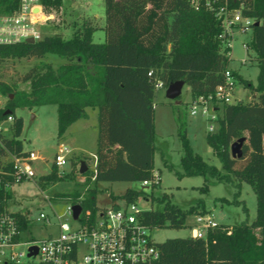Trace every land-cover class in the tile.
Returning <instances> with one entry per match:
<instances>
[{
	"label": "trees",
	"instance_id": "obj_1",
	"mask_svg": "<svg viewBox=\"0 0 264 264\" xmlns=\"http://www.w3.org/2000/svg\"><path fill=\"white\" fill-rule=\"evenodd\" d=\"M103 2V43L93 42L95 28L82 23L68 38L54 33L33 43L0 45V62L10 58L41 60L47 54L63 60L57 66L41 61L31 67L21 77L22 82H29L28 92L19 91L14 82L0 80V94L6 96L5 105L0 109V121L13 117L10 135L0 132V212L6 210V203L12 197L10 186L6 185V181L12 182L8 174L11 164L2 162V158L27 154L18 138L22 118L14 115L16 108L54 104L58 138L70 124L87 117L86 108L96 109L94 172L83 161L87 166L81 174L85 180L76 184L84 188L59 194L73 200L81 197V208L94 213L98 182H141L152 176L154 79H159L164 87L182 80L189 87L192 99L212 94L224 80L228 48L219 37L223 31L221 20L204 0H197L196 5H192L191 0ZM18 3L19 0H0V13L13 12ZM60 3L61 0L41 1L44 9ZM222 4L223 1L218 0L215 5ZM225 5L253 20L246 46L255 52L257 83L253 86L236 72L231 73L252 89L255 96L248 102L223 104L217 129L205 135L221 169L192 150L186 138L185 120L177 115L181 155L180 170H175V175L179 179L204 177L199 187L201 193L208 191L207 177L227 183L235 190L231 202L237 204L243 202L237 200V196L245 183L255 194L256 214L251 222L217 224L204 238L189 235L156 244L162 264H264V0H226ZM255 22L258 24L254 25ZM242 136L245 141L241 156L232 158L230 144ZM163 164L173 169L165 159ZM56 171L52 165L48 173L39 175L38 182L44 184L59 179ZM119 197L126 203L149 198L162 205L160 210L138 213L139 219L150 229H181L189 226L188 216L208 212L201 199L183 209L174 205L167 193L153 196L143 186L127 188ZM220 200L230 202L226 198ZM243 210H246L244 206Z\"/></svg>",
	"mask_w": 264,
	"mask_h": 264
},
{
	"label": "rangeland",
	"instance_id": "obj_2",
	"mask_svg": "<svg viewBox=\"0 0 264 264\" xmlns=\"http://www.w3.org/2000/svg\"><path fill=\"white\" fill-rule=\"evenodd\" d=\"M42 6V5H41ZM44 20L40 22L39 29L44 35L60 33L63 38H68L73 29L82 23H89L95 29L92 33V40L96 43L105 41L104 25V2L103 0H61L57 7L42 8ZM251 29L245 31L234 29L232 33L231 56L227 63V69L236 72L242 79L247 80L253 86L257 83L258 69L255 61V52L246 46L249 40ZM49 62L57 66L63 60L54 54H47L43 59L35 58H10L0 62V80L7 83H16L17 89L22 92L29 91V82H22L21 77L31 68L40 62ZM166 87L157 88L153 98V123H154V145L153 155L154 171L159 175V182L155 187L146 186L147 193L159 196L163 192L167 193L170 201L180 207L187 208L194 204L197 199L203 201L205 210L212 213L213 220L218 224L233 225L242 221L251 222L256 214V198L249 185L243 183L237 200L242 203L231 202L234 198V188L227 183H220L213 178H206L208 186L207 193H201L199 187L204 183L202 176H185L177 178L175 170H180L181 143L177 134V115L185 120L186 138L192 150L199 154L207 163L215 165L221 169V163L213 155L211 148L205 141V135L209 131L208 125H212L213 130L217 129V121H207L200 112L190 115L188 103L192 100L189 87L183 84L180 95L173 100L165 97ZM255 93L249 87L235 79L233 102H248L253 99ZM6 96L0 94V108L4 107ZM87 120H79L68 128L61 138L57 137L56 106L46 104L34 106L32 108L18 107L14 111L16 117L22 118V129L19 139L22 142L24 151H35L43 160L33 163L37 175L46 174L51 170V159L60 142L69 147L80 146L83 151L74 150L67 159L66 164L60 169L63 176L54 181L44 184L37 183L31 179L15 182L10 186L11 199L6 203L7 211L29 210L33 217L38 209H43L48 213L53 221L47 203L42 200L40 190L48 195H59L69 193L73 189L82 190L84 186L76 184L82 183L85 177L79 174L78 167L80 161H85L88 169H91L92 158L90 153L96 148V109L86 108ZM12 122L8 120L0 121V126L4 129L5 135H10L9 127ZM163 159L170 163L173 169H169L163 164ZM10 156L2 158V162H8ZM57 172V171H56ZM57 175V173H56ZM91 173L89 172V176ZM93 182L90 184L92 187ZM95 204L99 208H107L115 203L124 206L125 201L119 196L127 188L139 189L141 182H98L96 185ZM110 195V196H109ZM111 195L115 196L112 198ZM226 198L228 202L221 201ZM64 202H52L55 211L60 214L64 210ZM135 208L142 210H160L162 205L156 201L138 198L134 201ZM243 206L246 210H243ZM192 221V216L186 219L187 224ZM192 230L187 225L181 229L173 228H152L148 234L156 244L168 238L186 237L191 235ZM55 235L56 228L53 225L42 224L39 221L32 226L30 233H24L21 237L23 241L32 238L42 239L48 235ZM21 264H40L38 258H24Z\"/></svg>",
	"mask_w": 264,
	"mask_h": 264
},
{
	"label": "built area",
	"instance_id": "obj_3",
	"mask_svg": "<svg viewBox=\"0 0 264 264\" xmlns=\"http://www.w3.org/2000/svg\"><path fill=\"white\" fill-rule=\"evenodd\" d=\"M41 1L19 0L16 10L0 13V45L25 42L28 38L35 42L42 38L39 29L40 22L44 20ZM196 1L191 0L192 5H196ZM204 1L221 20L223 31L219 37L228 48L226 55L230 57L233 30L245 31L250 28L253 20L242 16L238 10H229L225 5L226 0H222V5H215L218 0ZM151 72H148L149 76ZM223 79L212 94L199 96L189 102L190 115L200 112L207 121H217L222 105L233 102L235 78L229 69L224 70ZM153 87L156 90L164 85L155 78ZM6 120L12 122L13 117L8 116ZM208 130H213L212 125H208ZM0 132H5L1 126ZM71 153L72 150L65 143H58L50 162L51 166L56 167L58 177L64 175L60 169ZM9 156L11 171L8 174L12 177V182L6 181V185L31 179L39 188V175L35 173L33 163L43 160L40 155L30 150L25 156ZM93 178L92 175L91 179ZM158 182L159 175L153 171L151 178L141 181V185L146 187L157 185ZM40 193L42 200L52 211L53 221L41 208L37 210L35 217L29 210L0 212V264H21L24 258L33 257L38 258L40 264H162L157 245L148 234L150 228L139 219L140 211L135 208L134 202H125L124 206L113 203L107 208L97 207L94 213L81 208L77 218H74L72 206H81V197L73 200L61 195H48L42 190ZM52 202L66 204L62 213L55 211ZM37 221L46 225L54 224L56 234L42 239L31 236L23 241L22 235L30 233ZM217 224L209 211L193 214L189 223L191 235L204 238L206 232Z\"/></svg>",
	"mask_w": 264,
	"mask_h": 264
},
{
	"label": "water",
	"instance_id": "obj_4",
	"mask_svg": "<svg viewBox=\"0 0 264 264\" xmlns=\"http://www.w3.org/2000/svg\"><path fill=\"white\" fill-rule=\"evenodd\" d=\"M258 22H255L254 25H257ZM26 43H33V39L28 38L26 41ZM184 82L182 80H177L174 81L172 83H169L165 89V97L169 100H173L176 99L181 92V88L183 86ZM7 113V112H5ZM245 141V137H239L237 138L235 141H233L230 144V155L232 158L235 157H240L241 156V147L243 142ZM87 169V166L85 165V163L83 161L80 162V166L78 168V172L79 174H83ZM116 208V207H115ZM81 210V206L80 205H73L72 206V213H73V217L77 218V215L79 214Z\"/></svg>",
	"mask_w": 264,
	"mask_h": 264
},
{
	"label": "crops",
	"instance_id": "obj_5",
	"mask_svg": "<svg viewBox=\"0 0 264 264\" xmlns=\"http://www.w3.org/2000/svg\"><path fill=\"white\" fill-rule=\"evenodd\" d=\"M230 56H231V48H230ZM87 120V117L86 118H81V119H78V120H76L75 122H73L72 124H70L68 127H67V129L68 128H70L73 124H75L76 122H78L79 120ZM66 129V130H67ZM95 139H96V137H95ZM96 142V141H95ZM69 147V146H68ZM72 151H74V150H79V151H83L82 150V147H80V146H73V147H69ZM90 157L92 158V166H91V169H93V167H94V165H95V148H94V150H93V152L92 153H90ZM242 188V187H241Z\"/></svg>",
	"mask_w": 264,
	"mask_h": 264
}]
</instances>
